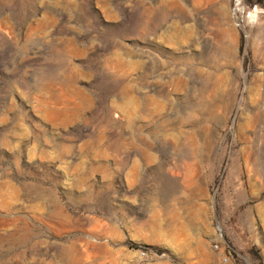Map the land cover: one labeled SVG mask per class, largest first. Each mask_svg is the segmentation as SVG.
<instances>
[{
	"label": "rangeland",
	"instance_id": "374dc122",
	"mask_svg": "<svg viewBox=\"0 0 264 264\" xmlns=\"http://www.w3.org/2000/svg\"><path fill=\"white\" fill-rule=\"evenodd\" d=\"M235 3L0 0V264H264V0Z\"/></svg>",
	"mask_w": 264,
	"mask_h": 264
},
{
	"label": "built area",
	"instance_id": "2783aa9c",
	"mask_svg": "<svg viewBox=\"0 0 264 264\" xmlns=\"http://www.w3.org/2000/svg\"><path fill=\"white\" fill-rule=\"evenodd\" d=\"M241 2H242V0H236L235 5L238 6ZM214 247H215L216 249H219V248H220V247H219V244H215ZM227 260H228V257H225V261H227Z\"/></svg>",
	"mask_w": 264,
	"mask_h": 264
}]
</instances>
